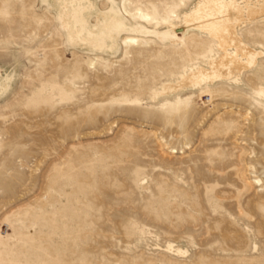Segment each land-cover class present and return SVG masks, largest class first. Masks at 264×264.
<instances>
[{
  "label": "rangeland",
  "instance_id": "obj_1",
  "mask_svg": "<svg viewBox=\"0 0 264 264\" xmlns=\"http://www.w3.org/2000/svg\"><path fill=\"white\" fill-rule=\"evenodd\" d=\"M56 1L0 0V264H264V58L212 100L155 96L183 49L124 4L178 0H92L142 39L113 52L70 47Z\"/></svg>",
  "mask_w": 264,
  "mask_h": 264
},
{
  "label": "bare ground",
  "instance_id": "obj_2",
  "mask_svg": "<svg viewBox=\"0 0 264 264\" xmlns=\"http://www.w3.org/2000/svg\"><path fill=\"white\" fill-rule=\"evenodd\" d=\"M133 5L131 1L124 4L127 23L139 31H150L148 27H154L160 30L158 36L167 45L183 49L173 59L181 64V71L172 80L163 82L155 96L184 91L187 98L182 101L179 98V102L198 104L205 96L212 100L219 84L237 83L264 58V48L259 49L247 40V37L264 36L261 28L264 0H193L188 6L187 0H178L160 18L147 8H134ZM54 8L59 14L58 35L66 33L72 48L113 52L120 42L126 46H140L142 39L131 35L130 28L118 27L122 17L102 13L92 0H57ZM201 40L206 41L207 46L202 45ZM3 71L0 67V77ZM254 93L264 98L263 87ZM241 129L238 121H232L228 130L239 133ZM243 155L244 151L240 158ZM240 174L245 189L261 183L259 179L250 180L244 173ZM165 252L176 256L187 254L172 243H168Z\"/></svg>",
  "mask_w": 264,
  "mask_h": 264
}]
</instances>
